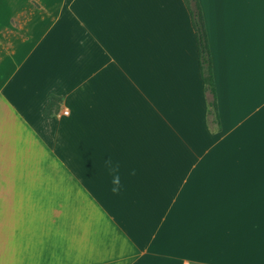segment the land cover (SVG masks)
<instances>
[{
  "label": "crops",
  "instance_id": "0c3cea01",
  "mask_svg": "<svg viewBox=\"0 0 264 264\" xmlns=\"http://www.w3.org/2000/svg\"><path fill=\"white\" fill-rule=\"evenodd\" d=\"M199 3L218 123L183 0H0V264H264V0Z\"/></svg>",
  "mask_w": 264,
  "mask_h": 264
},
{
  "label": "trees",
  "instance_id": "16d2710c",
  "mask_svg": "<svg viewBox=\"0 0 264 264\" xmlns=\"http://www.w3.org/2000/svg\"><path fill=\"white\" fill-rule=\"evenodd\" d=\"M190 16V22L194 33L199 75L202 80V88L206 104V115L218 123L217 97L214 83L210 48L206 33V26L199 0H183ZM56 98L50 95V102L46 105L44 113H49V108Z\"/></svg>",
  "mask_w": 264,
  "mask_h": 264
},
{
  "label": "clouds",
  "instance_id": "9594fccd",
  "mask_svg": "<svg viewBox=\"0 0 264 264\" xmlns=\"http://www.w3.org/2000/svg\"><path fill=\"white\" fill-rule=\"evenodd\" d=\"M105 164L107 166L110 175V191L113 194H119L123 190V183L120 171V162L118 160L105 159ZM130 175L135 174V170L129 171Z\"/></svg>",
  "mask_w": 264,
  "mask_h": 264
},
{
  "label": "rangeland",
  "instance_id": "374dc122",
  "mask_svg": "<svg viewBox=\"0 0 264 264\" xmlns=\"http://www.w3.org/2000/svg\"><path fill=\"white\" fill-rule=\"evenodd\" d=\"M210 120H211V119H210ZM195 264H197V263H195ZM248 264H256V263L252 262V263H248Z\"/></svg>",
  "mask_w": 264,
  "mask_h": 264
},
{
  "label": "built area",
  "instance_id": "2783aa9c",
  "mask_svg": "<svg viewBox=\"0 0 264 264\" xmlns=\"http://www.w3.org/2000/svg\"><path fill=\"white\" fill-rule=\"evenodd\" d=\"M66 112V111H65Z\"/></svg>",
  "mask_w": 264,
  "mask_h": 264
}]
</instances>
